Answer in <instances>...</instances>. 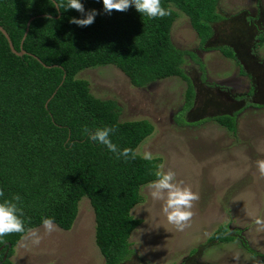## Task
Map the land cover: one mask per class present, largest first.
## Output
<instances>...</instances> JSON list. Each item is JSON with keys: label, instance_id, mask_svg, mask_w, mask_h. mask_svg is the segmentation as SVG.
<instances>
[{"label": "trees", "instance_id": "trees-1", "mask_svg": "<svg viewBox=\"0 0 264 264\" xmlns=\"http://www.w3.org/2000/svg\"><path fill=\"white\" fill-rule=\"evenodd\" d=\"M57 2L0 0V26L15 50L26 53L15 55L0 32V190L4 192L0 203L19 195L26 229L0 238V264H15V248L27 230L42 227L45 218L70 231L84 198L94 209L95 243L105 264H123L132 255V234L142 224L132 211L144 202L141 191L157 178L163 161L146 160L137 153L154 133L153 124L121 121L117 101L95 97L89 82L78 76L113 66L135 88L182 78L187 83L183 116L193 106L195 89L182 68L187 57L195 56L174 46L172 28L184 14L204 47L214 36V25L222 21L219 0H161L163 7L172 10L163 19L140 15L134 6L107 14L102 0H81L86 12L99 13L87 27L70 23L72 18L84 17L75 10H57ZM259 41L264 43L263 36ZM218 51L237 62L232 49ZM212 121L236 132L237 116ZM85 127L90 131L114 127L112 143L121 151L132 149L135 158L118 159L104 145L88 139ZM239 236V231L232 235L223 225L209 243L229 244L241 241ZM240 243L264 264V255Z\"/></svg>", "mask_w": 264, "mask_h": 264}, {"label": "rangeland", "instance_id": "rangeland-1", "mask_svg": "<svg viewBox=\"0 0 264 264\" xmlns=\"http://www.w3.org/2000/svg\"><path fill=\"white\" fill-rule=\"evenodd\" d=\"M222 21L204 46L189 18L180 13L172 28V42L195 58H186L184 74L195 89L192 108L186 105L187 83L174 77L145 88H135L113 66L82 72L92 94L115 100L121 121L147 120L155 131L139 147L144 157L161 158L177 181L199 194L190 226L183 231L169 224L162 203L153 201L144 187V202L132 215L142 224L130 239L132 255L123 264H259L241 241L264 255V178L256 166L264 160V0H219ZM229 48L237 62L218 51ZM237 116L235 133L212 119ZM228 225L241 241L209 243L219 227ZM57 227V226H56ZM95 213L84 198L70 231L45 234L38 229L39 246L22 239L15 248V264H105L95 243ZM27 244V246H25Z\"/></svg>", "mask_w": 264, "mask_h": 264}, {"label": "clouds", "instance_id": "clouds-1", "mask_svg": "<svg viewBox=\"0 0 264 264\" xmlns=\"http://www.w3.org/2000/svg\"><path fill=\"white\" fill-rule=\"evenodd\" d=\"M103 11L111 14L113 11L126 12L131 6H134L140 15L147 16L149 19H163L172 14L171 8H165L161 4V0H102ZM57 10L69 9L79 12L84 18H72L70 23L79 27H87L94 23L96 16L99 14L95 9L85 11L81 0H59L56 3ZM46 19H51L50 16ZM116 129L114 127L98 128L90 131L87 127L83 129L84 134L93 142L104 145L110 152L120 157L135 158V152L132 149L125 148L122 151L112 143L111 135ZM144 159L151 160L152 154L146 152ZM260 177L264 178V160L256 162ZM163 169V165L160 166ZM156 179L146 185L153 201L162 203V212L166 216L169 224L176 227L178 231H183L190 226V221L193 216V207L199 200V194L192 191L188 186H185L182 181H177L176 174L171 169L167 171H157ZM4 196L3 190H0V197ZM21 197L15 195L11 200H4L0 203V238L11 234H22L26 232L23 216V211L18 207ZM45 229V234L50 235L57 230L54 221L51 218H45L42 221ZM256 224L264 228V220L258 219ZM25 241H30L31 245L39 246L42 241V236L35 229H28L27 235L23 237ZM3 241L0 240V243ZM27 246V244H25Z\"/></svg>", "mask_w": 264, "mask_h": 264}, {"label": "water", "instance_id": "water-1", "mask_svg": "<svg viewBox=\"0 0 264 264\" xmlns=\"http://www.w3.org/2000/svg\"><path fill=\"white\" fill-rule=\"evenodd\" d=\"M34 21V19H31L30 21H29V23H28V25H27V30H26V33H25V36H24V39H23V42H22V45L24 44V41L26 40V37H27V35H28V33H29V29H30V26H31V23ZM0 32L6 37V39L8 40V42H9V46H10V49H11V51L15 54V55H17V56H19V57H22V56H24L26 53L22 50V52L21 53H18L16 50H15V48H14V46H13V43H12V41L10 40V37H9V35L6 33V31L0 26ZM2 250V249H1ZM7 256H8V252L5 254V257H4V262L7 260Z\"/></svg>", "mask_w": 264, "mask_h": 264}]
</instances>
